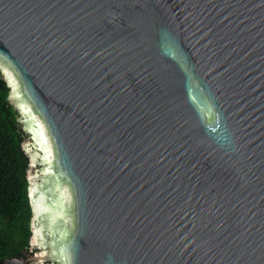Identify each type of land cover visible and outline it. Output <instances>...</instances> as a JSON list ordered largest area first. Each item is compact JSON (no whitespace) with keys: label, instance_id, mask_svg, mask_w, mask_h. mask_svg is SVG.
<instances>
[{"label":"water","instance_id":"obj_1","mask_svg":"<svg viewBox=\"0 0 264 264\" xmlns=\"http://www.w3.org/2000/svg\"><path fill=\"white\" fill-rule=\"evenodd\" d=\"M30 158V259L264 264V0H0Z\"/></svg>","mask_w":264,"mask_h":264},{"label":"trees","instance_id":"obj_2","mask_svg":"<svg viewBox=\"0 0 264 264\" xmlns=\"http://www.w3.org/2000/svg\"><path fill=\"white\" fill-rule=\"evenodd\" d=\"M29 140L0 68V262L32 255L30 158L24 149Z\"/></svg>","mask_w":264,"mask_h":264},{"label":"flooded vegetation","instance_id":"obj_3","mask_svg":"<svg viewBox=\"0 0 264 264\" xmlns=\"http://www.w3.org/2000/svg\"><path fill=\"white\" fill-rule=\"evenodd\" d=\"M31 229H32V237H33V226H32V223H31ZM33 241H32V239H31V243H30V246H31V250H33V247H32V245H33ZM35 244V243H34ZM32 257H34V255H30V256H28L27 258H25V259H30V258H32ZM29 264H54V263H51V262H47V263H42V262H38V261H33V262H31V263H29Z\"/></svg>","mask_w":264,"mask_h":264},{"label":"rangeland","instance_id":"obj_4","mask_svg":"<svg viewBox=\"0 0 264 264\" xmlns=\"http://www.w3.org/2000/svg\"><path fill=\"white\" fill-rule=\"evenodd\" d=\"M28 176H29V171H28ZM28 181H29V178H28ZM40 251H41L40 249L33 248L32 255H35L36 253H38Z\"/></svg>","mask_w":264,"mask_h":264}]
</instances>
